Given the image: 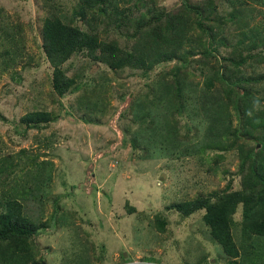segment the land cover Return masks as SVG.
<instances>
[{"label":"rangeland","instance_id":"374dc122","mask_svg":"<svg viewBox=\"0 0 264 264\" xmlns=\"http://www.w3.org/2000/svg\"><path fill=\"white\" fill-rule=\"evenodd\" d=\"M141 1L116 0L122 16L109 8L81 21L75 15L79 0H0V208L6 199H17L39 225L32 237L37 264H264V236L241 239L242 204L231 224L240 247L236 259L210 236L205 210L184 217L168 209L243 190L249 154L259 153L260 145L233 135L218 142L208 128L211 116H222L224 91L215 80L220 65L234 77L264 75V0H213L218 17L234 11L238 16L215 28L216 56L187 58L180 75L183 95L165 109L163 91L156 106L151 84L162 88L178 76L177 60L150 70H111L79 52L62 66L74 79L73 90L62 97L52 90L53 68L42 49L44 20L58 17L126 52L138 50L142 40L152 52L155 12L185 17V0ZM140 18L143 27L137 30ZM198 34L191 30V45ZM5 54L10 58L4 60ZM230 60L240 63L238 70ZM209 82L213 87L205 92ZM255 85L253 97L264 108V81ZM144 104L150 105L142 119L138 106ZM34 111L49 112L53 121L25 128L20 119ZM228 111L236 130L235 109ZM251 133L264 140L262 127Z\"/></svg>","mask_w":264,"mask_h":264},{"label":"trees","instance_id":"16d2710c","mask_svg":"<svg viewBox=\"0 0 264 264\" xmlns=\"http://www.w3.org/2000/svg\"><path fill=\"white\" fill-rule=\"evenodd\" d=\"M140 2H142L140 5L145 4V1L140 0ZM186 2L187 0L184 1L185 17L179 12L177 14L164 10L155 12L153 22L157 23L158 27L154 32L152 52L144 49L142 40L138 50L132 53L126 52L114 42H103L96 35L83 32L77 26L74 27L58 17L46 18L41 30V40L43 52L53 68V92L62 97L73 90L74 79L65 75L62 66L79 52H86L92 61L103 63L111 70L126 67L150 70L160 62L177 60L182 67L177 70L179 78L181 71L187 67L188 57L194 58L198 54L206 58L216 56L218 50L213 44L217 43L218 33L215 28H219L222 23L233 22L238 16L237 12L234 11L226 17H218L213 0H204L197 5H187ZM115 5L116 0H79L75 15L83 21L89 15L97 18L107 9L114 8L115 13L122 16L123 13H118ZM141 22L142 18L137 21L139 28L137 30L142 29ZM194 28L200 31L201 37L198 34L197 42L191 45L189 34ZM219 41L222 42L221 39ZM6 57L10 58L5 54L4 60L7 59ZM229 62L238 70L239 62L234 60ZM178 76L173 75L170 81H163L162 88L158 87L159 82L151 84L156 89V96L153 97H157L156 106L161 102L160 91H163L162 98H165L164 109L167 107L165 105L174 103L176 98L182 97L183 80L181 78L182 81L179 80ZM215 80L219 83L218 91L220 89L224 91L223 99L220 101L222 116L210 117L208 133L213 134V139L218 142L231 135L234 136L233 140L248 137L250 140L255 139L261 149L264 148V140L258 141L257 136L251 133L260 127L264 129V108L259 107L262 104L253 97V88L255 84L264 81V75H259L256 79L245 78L240 74L234 77L229 67L220 65ZM206 85L208 87L204 91L208 92L213 87V83L209 82ZM247 85L250 86L246 87ZM155 89L150 91L153 92ZM147 105L150 104L138 106L144 110L142 119L146 117ZM230 106L235 109V116L238 117L240 124L236 130L231 126L233 114L228 111ZM52 121V115L46 111L29 112L20 119V123L27 129H36ZM261 149L259 153L249 154L251 161L243 177V190L221 194L214 201L209 198L211 196L198 197L168 207L169 210H174L184 217L197 210H205L203 220L209 228L210 236L221 246L224 253L233 259L240 255L238 250L240 247L236 245L231 233L232 215L238 204L243 205L244 231L241 233V239L246 234L264 236V161L263 158H259L263 152ZM164 224L165 220L157 222L160 229ZM39 229V225L24 214V206L19 200L6 199L0 208V264H24L22 261L26 264L27 262L37 264L32 237L37 235Z\"/></svg>","mask_w":264,"mask_h":264},{"label":"water","instance_id":"95a60500","mask_svg":"<svg viewBox=\"0 0 264 264\" xmlns=\"http://www.w3.org/2000/svg\"><path fill=\"white\" fill-rule=\"evenodd\" d=\"M40 264H46L45 262H42V263H40Z\"/></svg>","mask_w":264,"mask_h":264}]
</instances>
